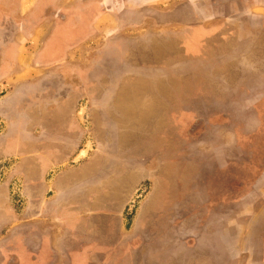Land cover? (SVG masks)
Segmentation results:
<instances>
[{
    "label": "crops",
    "instance_id": "0c3cea01",
    "mask_svg": "<svg viewBox=\"0 0 264 264\" xmlns=\"http://www.w3.org/2000/svg\"><path fill=\"white\" fill-rule=\"evenodd\" d=\"M19 1L24 33L17 47L0 40V85L28 69L38 74L18 84H35V108L20 115L25 126L6 143L20 150L24 180L18 207L10 192L0 194L16 230L2 264H264V221L257 224L264 180L243 145L245 117H264V45L235 94L232 87L219 96L214 87L205 112L186 117L177 139L165 135L170 127L140 128V117L169 112L103 110L109 124L93 126L79 118L93 116L96 94L124 98L115 76L92 71L113 69L111 58H123L130 41L229 28L264 43V0ZM241 10L245 16H236ZM5 26L0 21V34ZM34 40L38 46L25 53ZM147 131L162 139L145 143ZM250 169L248 188L234 191L233 176ZM253 235L255 247L246 240Z\"/></svg>",
    "mask_w": 264,
    "mask_h": 264
},
{
    "label": "rangeland",
    "instance_id": "374dc122",
    "mask_svg": "<svg viewBox=\"0 0 264 264\" xmlns=\"http://www.w3.org/2000/svg\"><path fill=\"white\" fill-rule=\"evenodd\" d=\"M19 2V0H0V19L2 18L6 25V29L0 34V40H10L16 47L18 39L22 38L24 33V30L20 31L17 22L21 14L15 11ZM31 3L32 1L29 4ZM184 24L187 25V20ZM246 31L248 32H235L229 28L212 32L192 30L175 35L166 34L164 37L157 35L135 38L127 44L123 51L127 54H124L123 58L119 59V55L111 58L110 63L114 64V70L107 67L101 72L99 69L96 73L92 71V76L101 74L104 76V73L106 76H115L118 85L116 92L124 98L115 102L110 99L112 96L109 91L103 96L96 94L89 101L93 116L88 118L82 113L79 117L80 122L86 126L89 122L91 126L102 124L103 121L108 123L110 117H104L103 110L108 112L114 108L128 112L155 110L156 114L160 115L169 112L171 116L164 118L140 117V128L152 125L170 127L168 130L171 131L165 135H170L173 140L177 139L180 134L178 128L185 127L186 117L205 112V99L211 97L214 87L219 88V96L232 94V87L235 94L240 84L250 76L245 68L248 64L260 60L253 51H257L256 47L263 46L264 43L257 39L258 37L249 38L251 31ZM37 44V40L27 44L25 53L30 54L38 46ZM94 44L91 46L95 48L98 41ZM16 71L14 70L11 75ZM25 71L22 79L16 78L0 85V194L8 195L10 192L16 207L22 203L19 192L24 180L20 176V167L17 164L16 155L20 150L9 149L6 143L9 138L19 135L20 128H24L23 122L28 118L20 115L29 113L35 108V84H24V82L22 86L18 84L23 79L37 76L38 73L33 69ZM48 105L50 107V104ZM69 105L72 107L73 103ZM71 107L69 108L72 109ZM33 120L34 118L31 119L32 122ZM237 123L241 124L239 120ZM245 123L249 143L256 142L264 147V118L262 116L248 118ZM30 127H33V123ZM154 135L156 139L161 140L163 134L147 131L144 133L145 143L152 141ZM82 155L85 154L82 152ZM246 177L252 178L253 174L250 172L243 177L233 176L234 191L248 188L244 185ZM241 186L243 188H240ZM146 190L147 184L137 192L136 196L142 199ZM139 198H135L136 202H132V205L137 204ZM2 206L0 201V264L11 252L10 240L16 232L11 227L10 216L5 213Z\"/></svg>",
    "mask_w": 264,
    "mask_h": 264
},
{
    "label": "flooded vegetation",
    "instance_id": "af4514ba",
    "mask_svg": "<svg viewBox=\"0 0 264 264\" xmlns=\"http://www.w3.org/2000/svg\"><path fill=\"white\" fill-rule=\"evenodd\" d=\"M234 0H232V2L231 3H238L236 0L233 2ZM250 1V3L251 4H254L255 3V0H249ZM239 2H242L241 4H242V6H243V0H240ZM247 3H249V2H247ZM238 10V9H237ZM235 15L237 16H240V17H243V16H245L244 15V12H243V10H241V12H238V13H236L235 12ZM259 115L258 114H256L255 116H253V117H258ZM253 117H245V120H247L248 118H253ZM263 117V116H262ZM264 118V117H263ZM242 119V118H241ZM239 120H240V118H239ZM243 136H244V138H245V141L243 142V145H244V147L246 148L245 149V153L246 154H248V156H247V159L248 160H250L251 161V163H254V167H255V170H257V171H260L261 173H260V176H261V178L264 180V147H262V145L261 144H256V142L254 143V144H250L249 143V140H248V138H247V136H246V132L243 134ZM241 144V143H240ZM256 162H260V164H263V167L262 166H255L256 164ZM234 167H236V165H233V168ZM260 168V169H259ZM250 170H252V174H254V171H253V169H250ZM250 173V172H249ZM261 220H263L264 221V212H262L261 214H260V217H259V221L257 222V224L261 221ZM257 239V237H256V235H253V236H250V237H248L246 240L249 242V245H251V247H255L256 246V243H257V241L258 240H256ZM258 249V248H257ZM258 253H255V252H252L251 251V255H252V257L251 258H256V255H257ZM260 256H262V257H264V253L263 254H260ZM253 262V261H252Z\"/></svg>",
    "mask_w": 264,
    "mask_h": 264
},
{
    "label": "trees",
    "instance_id": "16d2710c",
    "mask_svg": "<svg viewBox=\"0 0 264 264\" xmlns=\"http://www.w3.org/2000/svg\"><path fill=\"white\" fill-rule=\"evenodd\" d=\"M1 19H2V18H1ZM1 19H0V21H2ZM5 27H6V26H5ZM7 71H8V73L11 74V73L14 71V69H13V68H10V69H7ZM3 262H4V260H3Z\"/></svg>",
    "mask_w": 264,
    "mask_h": 264
},
{
    "label": "bare ground",
    "instance_id": "6f19581e",
    "mask_svg": "<svg viewBox=\"0 0 264 264\" xmlns=\"http://www.w3.org/2000/svg\"><path fill=\"white\" fill-rule=\"evenodd\" d=\"M83 154H86V151H85V152H83Z\"/></svg>",
    "mask_w": 264,
    "mask_h": 264
}]
</instances>
